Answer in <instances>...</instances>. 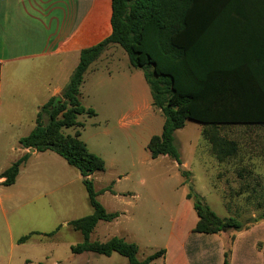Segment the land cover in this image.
<instances>
[{"label":"rangeland","instance_id":"obj_1","mask_svg":"<svg viewBox=\"0 0 264 264\" xmlns=\"http://www.w3.org/2000/svg\"><path fill=\"white\" fill-rule=\"evenodd\" d=\"M116 45L118 52L107 47L90 65L80 89L82 105L95 115H81L82 126L63 129L72 135L79 131L88 149L105 160L104 169L92 175L94 189L106 210L118 213L112 221L100 220L90 240L123 237L138 245L139 259L164 249L150 264H222V248H232L230 236L246 229L226 228L223 236L195 231V195L243 227L262 218L264 125L222 126L221 134L235 138L240 153L220 162L204 138L205 125L188 119L175 132L182 163L167 155L152 158L149 141L161 133L164 116L152 105L143 70L132 67ZM14 130L4 151L16 161L17 135L25 131ZM93 211L80 170L55 151H39L14 184L0 185V264H130L118 252H73L84 237L70 222ZM248 230L240 241L264 240L262 229ZM23 236L29 237L20 242Z\"/></svg>","mask_w":264,"mask_h":264},{"label":"trees","instance_id":"obj_2","mask_svg":"<svg viewBox=\"0 0 264 264\" xmlns=\"http://www.w3.org/2000/svg\"><path fill=\"white\" fill-rule=\"evenodd\" d=\"M111 24L107 38L81 49L68 84L40 108L35 127L20 144L38 152L55 151L82 174L94 211L70 222L84 237L73 252H118L130 264H150L165 250L139 259L138 245L123 237L90 240L100 220L112 221L118 213L107 211L94 189L92 175L104 169L105 160L88 149L79 131L74 135L63 131L82 126L79 116L95 115L79 98L85 74L109 45L119 44L130 64L143 70L152 105L164 116L161 133L149 141L152 158L167 155L182 163L175 132L192 119L205 125L204 138L220 162L236 159L238 141L222 135L220 128L264 125V0H112ZM29 157L30 153L23 154L1 172L3 185L15 183ZM195 197V231L214 234L243 227L234 218L218 216L198 193ZM224 264H231L228 254Z\"/></svg>","mask_w":264,"mask_h":264},{"label":"crops","instance_id":"obj_3","mask_svg":"<svg viewBox=\"0 0 264 264\" xmlns=\"http://www.w3.org/2000/svg\"><path fill=\"white\" fill-rule=\"evenodd\" d=\"M111 16L112 0H0V174L14 162L4 151L14 128L25 131L19 140L32 131L40 108L68 84L81 49L112 33ZM108 47L118 52L116 44ZM121 57L126 60L125 53ZM19 151L30 153L29 159L39 153L21 144ZM250 227L264 233V218L230 236L232 248H222V264L226 254L231 264H264V240L240 241Z\"/></svg>","mask_w":264,"mask_h":264}]
</instances>
